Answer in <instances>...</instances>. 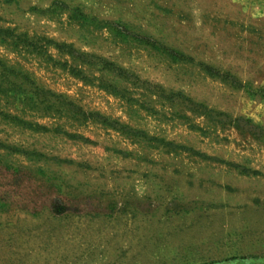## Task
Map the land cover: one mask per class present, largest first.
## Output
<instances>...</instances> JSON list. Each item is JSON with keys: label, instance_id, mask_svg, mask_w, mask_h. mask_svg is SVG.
I'll return each instance as SVG.
<instances>
[{"label": "rangeland", "instance_id": "obj_1", "mask_svg": "<svg viewBox=\"0 0 264 264\" xmlns=\"http://www.w3.org/2000/svg\"><path fill=\"white\" fill-rule=\"evenodd\" d=\"M0 264H264V0H0Z\"/></svg>", "mask_w": 264, "mask_h": 264}]
</instances>
